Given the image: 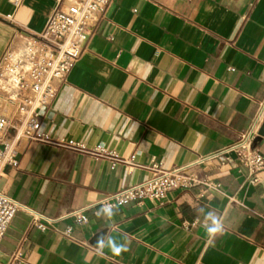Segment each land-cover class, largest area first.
Instances as JSON below:
<instances>
[{
  "label": "crops",
  "instance_id": "obj_1",
  "mask_svg": "<svg viewBox=\"0 0 264 264\" xmlns=\"http://www.w3.org/2000/svg\"><path fill=\"white\" fill-rule=\"evenodd\" d=\"M60 4L26 0L15 11L0 0V60L42 32ZM54 86L40 129L52 142L21 140L18 166L0 179V191L22 206L0 243V264H264V171L248 183L234 155L233 165L203 167L212 188L96 215L104 195L145 181L152 165L174 169L221 151L264 111V0H113ZM255 148L264 155V137ZM80 210L86 222L69 216ZM208 212L224 227L211 243ZM107 234L127 251L101 252Z\"/></svg>",
  "mask_w": 264,
  "mask_h": 264
},
{
  "label": "built area",
  "instance_id": "obj_2",
  "mask_svg": "<svg viewBox=\"0 0 264 264\" xmlns=\"http://www.w3.org/2000/svg\"><path fill=\"white\" fill-rule=\"evenodd\" d=\"M26 0H10L14 10ZM113 0H61L60 6L49 16L45 28L36 35H27L20 51L8 50L0 60V179L8 166H18L17 145L29 141L52 142L40 132L42 112L49 109L56 97L54 83L63 81L90 43ZM12 18V15L8 16ZM264 125V111L260 113L231 146L216 153L202 156L190 165L165 169L154 164L145 181L126 189L104 195L97 207L104 204L122 207L133 201L151 200L163 204L171 191L198 186L214 187L203 167L220 159L222 165L238 164L248 172L247 181L259 183L264 171V155L255 148ZM66 148L91 153L97 158L113 162L115 153L103 149L89 150L78 143L59 142ZM235 156V160L232 158ZM22 206L0 191V243ZM86 222L84 210L69 215ZM42 227V226H41ZM70 229L63 234L69 237ZM18 256V255H17ZM15 257V261L17 260Z\"/></svg>",
  "mask_w": 264,
  "mask_h": 264
},
{
  "label": "clouds",
  "instance_id": "obj_3",
  "mask_svg": "<svg viewBox=\"0 0 264 264\" xmlns=\"http://www.w3.org/2000/svg\"><path fill=\"white\" fill-rule=\"evenodd\" d=\"M115 205L112 204H104L102 205L98 211L96 212L97 216H106L108 218H111L115 215ZM207 220L211 221V224H205V228L207 231V234L209 236V243H211L212 238L216 234H221L223 233L224 227L222 220L215 215L213 212H208L207 213ZM96 247L101 250L108 247L110 250L116 254L119 255L122 251H127V247L124 244L118 243L115 239L111 238L108 234L107 236H101L98 239Z\"/></svg>",
  "mask_w": 264,
  "mask_h": 264
},
{
  "label": "water",
  "instance_id": "obj_4",
  "mask_svg": "<svg viewBox=\"0 0 264 264\" xmlns=\"http://www.w3.org/2000/svg\"><path fill=\"white\" fill-rule=\"evenodd\" d=\"M264 137V125H263V127H262V129H261V131H260V133H259V137H258V139L256 140V142H258V141H261V139Z\"/></svg>",
  "mask_w": 264,
  "mask_h": 264
}]
</instances>
